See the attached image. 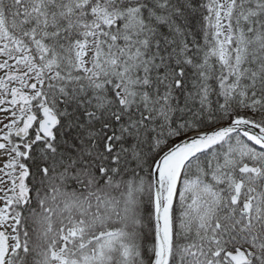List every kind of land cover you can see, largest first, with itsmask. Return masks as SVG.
Here are the masks:
<instances>
[{
    "label": "snow or ice",
    "instance_id": "snow-or-ice-1",
    "mask_svg": "<svg viewBox=\"0 0 264 264\" xmlns=\"http://www.w3.org/2000/svg\"><path fill=\"white\" fill-rule=\"evenodd\" d=\"M0 264H264V0H0Z\"/></svg>",
    "mask_w": 264,
    "mask_h": 264
}]
</instances>
